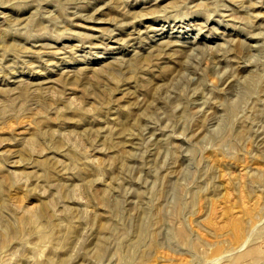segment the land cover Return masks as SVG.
<instances>
[{
  "label": "rangeland",
  "instance_id": "obj_1",
  "mask_svg": "<svg viewBox=\"0 0 264 264\" xmlns=\"http://www.w3.org/2000/svg\"><path fill=\"white\" fill-rule=\"evenodd\" d=\"M0 264H264V0H0Z\"/></svg>",
  "mask_w": 264,
  "mask_h": 264
}]
</instances>
